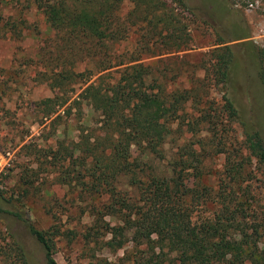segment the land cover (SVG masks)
<instances>
[{
    "label": "trees",
    "instance_id": "trees-1",
    "mask_svg": "<svg viewBox=\"0 0 264 264\" xmlns=\"http://www.w3.org/2000/svg\"><path fill=\"white\" fill-rule=\"evenodd\" d=\"M8 1L29 2L54 33L38 57L40 81L52 93L35 103L42 118L70 100L72 80L97 75L63 109L80 114L86 104L96 116L95 129L79 127L74 141L32 151L35 165L55 172L54 181L75 190L84 203L91 218L86 243L110 252L128 242L143 245L168 264H264V204L249 188L248 169L253 162L264 184V141L242 122L241 146L226 143L237 120L226 96L229 48L211 49L199 78L192 65L175 57L140 62L182 51L188 40L185 23L163 0H128L132 7L123 16L118 12L125 0ZM172 2L184 8L181 0ZM133 28L136 46L119 51ZM255 57L264 100V47ZM216 156L223 159L220 172L216 185L208 186L202 182L206 162ZM204 209L209 213L200 215ZM1 220L18 223L40 246L44 263L56 264L55 227L37 229L0 192ZM8 236L2 264H29L22 246Z\"/></svg>",
    "mask_w": 264,
    "mask_h": 264
},
{
    "label": "rangeland",
    "instance_id": "rangeland-1",
    "mask_svg": "<svg viewBox=\"0 0 264 264\" xmlns=\"http://www.w3.org/2000/svg\"><path fill=\"white\" fill-rule=\"evenodd\" d=\"M163 1L186 25L185 48L171 54L145 56L140 62L148 65L158 59L175 57L182 64L192 65L197 70L196 76L201 78L200 66L207 63L208 52L216 47H228L232 67L226 96L233 102L237 120L230 124L226 143L236 148L241 146L242 122L258 130L264 141V100L256 77L255 57L256 49L264 47V0H181L184 8L172 0ZM131 7L125 0L119 16ZM13 22L14 27L10 28ZM53 36L42 13L29 2L20 5L4 0L0 3V192L37 229L55 227L58 230L53 253L56 264H168L143 245L133 246L128 242L121 250L110 252L86 243L83 236L91 218L84 213V203L77 199L75 190L72 193L71 188L54 181L55 172L35 165L34 149L53 148L56 142L66 144L76 139L79 127L92 130L96 127V116L86 104L81 105L80 114L74 110L64 114L63 109L97 75L88 81L72 80L67 92L70 100L49 119L42 118L41 110L35 106L52 96L51 90L40 81L43 64L38 57ZM137 36L134 28L130 30L118 50L134 49ZM81 69L78 65L76 71ZM210 97L216 100L220 94L211 93ZM222 160L216 156L206 162L204 184L216 185ZM248 169L253 172L249 188L259 203L264 204L262 178L253 162ZM199 213L205 216L209 211L204 209ZM105 220L111 225L115 223L109 218ZM8 235L22 246L29 264H45L40 246L26 231L18 223L1 220L0 249L8 248L11 241Z\"/></svg>",
    "mask_w": 264,
    "mask_h": 264
}]
</instances>
